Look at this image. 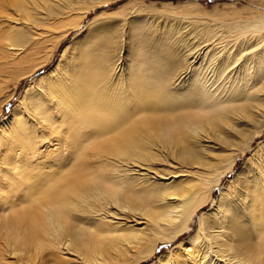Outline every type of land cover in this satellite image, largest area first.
Returning <instances> with one entry per match:
<instances>
[{"label": "bare ground", "instance_id": "1", "mask_svg": "<svg viewBox=\"0 0 264 264\" xmlns=\"http://www.w3.org/2000/svg\"><path fill=\"white\" fill-rule=\"evenodd\" d=\"M108 2L0 0L2 104ZM258 15L89 20L0 120V264H141L187 234L152 264H264V141L234 169L264 131Z\"/></svg>", "mask_w": 264, "mask_h": 264}, {"label": "rangeland", "instance_id": "2", "mask_svg": "<svg viewBox=\"0 0 264 264\" xmlns=\"http://www.w3.org/2000/svg\"><path fill=\"white\" fill-rule=\"evenodd\" d=\"M264 12V0H110L107 5L102 6L99 9H95L89 11L86 17L79 22V27L72 31L65 40H61L58 48H56L53 52V56L48 64L38 71L34 76L24 79L19 83L17 88L15 89L14 94L11 99L3 105L2 102L8 97L10 93L13 91V83L12 81H8L6 79L4 84L0 86V120L9 116L11 112L12 105L17 101L18 93L30 83L33 78L39 76V73L43 71H49L52 65L57 60L59 53L66 44L70 43V41L77 35L85 30L86 24L89 20L94 17L103 16L106 19L111 18L117 21H128L132 19H141L146 22V25H152L154 27L153 31L148 30V32L153 33L160 31V28H163V24L170 22L171 24H184L187 21H195L202 22V24H210L214 25L220 21L231 22V21H244L255 16H259L258 14ZM194 15V16H193ZM194 17V19H192ZM182 18V19H181ZM173 20V21H172ZM187 20V21H186ZM113 21V22H115ZM180 21V22H179ZM165 22V23H164ZM189 23V22H188ZM156 25V26H155ZM158 27V28H157ZM182 27V26H181ZM186 27V28H185ZM184 31L189 30V24L183 26ZM188 28V29H187ZM145 29V30H146ZM183 31V32H184ZM147 32V31H146ZM264 141V131L258 138H255L250 144L248 150L244 155H238L236 157V163L234 169L236 170L240 167L244 161L245 156H248L252 149L256 147V145ZM234 170L227 174V177L234 176ZM223 184H225V180H222ZM220 188H215L213 192V198H216L219 194ZM211 205H207L202 211L208 212ZM199 214V213H198ZM198 214L192 224V230L194 231L197 228L198 224ZM2 213L0 212V217ZM1 225V221H0ZM191 230V231H192ZM192 231V232H193ZM190 232V233H192ZM189 234L182 237L180 240L184 241ZM39 240V239H38ZM177 241L174 244H161L157 247L155 253L152 257L141 264H152L154 261L163 255V253H167L174 245H177L181 241ZM3 241V240H0ZM37 241V240H36ZM39 243H36L38 245ZM39 246H41L39 244ZM42 247V246H41ZM43 255H48L51 252V249L48 247L41 248ZM33 248H31V256H34ZM30 256V255H29ZM30 256V257H31ZM6 259L12 260L13 258L9 255L5 256ZM111 263L107 264H125L121 261L112 260ZM121 262V263H120Z\"/></svg>", "mask_w": 264, "mask_h": 264}]
</instances>
